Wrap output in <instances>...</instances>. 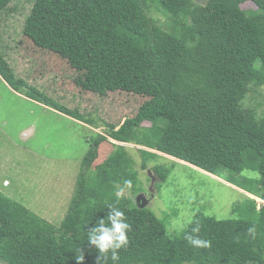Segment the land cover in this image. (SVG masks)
Wrapping results in <instances>:
<instances>
[{
  "label": "trees",
  "instance_id": "trees-1",
  "mask_svg": "<svg viewBox=\"0 0 264 264\" xmlns=\"http://www.w3.org/2000/svg\"><path fill=\"white\" fill-rule=\"evenodd\" d=\"M245 1L253 8H240ZM18 2L25 11L21 35L64 60L79 93L103 101L124 93L141 101L125 114L114 105L103 111L107 135H97L83 158L58 226L0 193V262L78 264L80 258L79 264H98L88 230L106 219L107 206L113 205L131 229L116 264H264V117L243 106L251 87L264 85V0H0V14L10 17ZM153 12L165 23L160 25ZM0 49L5 54L0 53V77L10 89L95 125L89 114L65 103L60 87L48 94L18 76L5 46ZM109 139L143 147L138 150L143 169L146 157L159 152L209 175L225 173L227 182L263 204L257 209L255 200L246 198L234 206L241 213L237 220H218L199 210L181 233L172 234L168 227L178 209L158 218L117 191L118 184L127 187L125 181L132 182L134 194L142 188L124 146ZM102 145L101 164L92 166ZM152 171L159 178L155 184L168 179L160 165ZM246 171L260 178L238 179ZM197 224L198 235L211 247L194 248L184 239ZM110 255L107 264H113Z\"/></svg>",
  "mask_w": 264,
  "mask_h": 264
},
{
  "label": "rangeland",
  "instance_id": "rangeland-1",
  "mask_svg": "<svg viewBox=\"0 0 264 264\" xmlns=\"http://www.w3.org/2000/svg\"><path fill=\"white\" fill-rule=\"evenodd\" d=\"M193 1L204 4L206 0ZM239 6L243 10L253 8L247 1ZM4 14H0V47L5 46L8 61L15 73L30 84L43 86L48 94L53 87H60L68 106L78 108L82 114H89L95 120V125L90 126L66 117L14 92L0 77V193L46 222L58 226L76 190L83 158L97 135H107L104 123L100 121V118H105L103 111L114 105L120 114H125L136 109L141 99L124 93H112L103 101L91 94L79 93L67 63L56 54L41 51L21 35L25 11L19 2L10 17ZM153 16L160 25L165 23V18L160 14L154 13ZM12 24L14 28L11 30ZM0 53L5 55L1 49ZM243 106L264 117V85L251 87ZM124 118L125 115L121 117V122ZM109 141L124 146L137 172V186L142 188V191L134 194L128 187L118 184L117 191L123 189V194L139 206L145 204L158 218H163L174 207L178 209L179 217L172 218L173 227H168L172 234L181 233L199 210L218 220H237L241 213L234 206L243 204L246 198L254 199L257 209L263 204L259 196L255 197L240 186L227 182L225 173L220 177L209 175L146 147V151L159 155L147 156V169H143V158H140L138 151L143 147L112 139ZM104 149L102 145L92 166L101 164L103 157H100V151ZM155 165L169 172L168 179L163 183L155 184L159 181L152 171ZM256 174L246 171L237 177L241 179L245 176L251 181L257 179ZM252 185L261 192L258 181L252 182ZM139 196H142L140 202Z\"/></svg>",
  "mask_w": 264,
  "mask_h": 264
},
{
  "label": "clouds",
  "instance_id": "clouds-1",
  "mask_svg": "<svg viewBox=\"0 0 264 264\" xmlns=\"http://www.w3.org/2000/svg\"><path fill=\"white\" fill-rule=\"evenodd\" d=\"M256 178L259 179L258 174H256ZM125 185L130 189L132 182L125 181ZM120 195H123V189H121ZM107 207L108 213L106 219H98V222L88 230V242L90 245L95 246L99 252V256L97 257L98 264L100 261L107 264L109 253L111 254L110 259L113 261V264H116L120 258L119 250L126 248L129 243L127 233L131 229L124 212L113 205H108ZM191 222V220L188 221V223ZM254 231V228L248 229L249 234H253ZM199 232L200 227L197 224L196 227L191 229V233L185 234L184 239L194 248L206 249L211 247V241L200 238ZM80 261L81 259L78 258V264Z\"/></svg>",
  "mask_w": 264,
  "mask_h": 264
},
{
  "label": "water",
  "instance_id": "water-1",
  "mask_svg": "<svg viewBox=\"0 0 264 264\" xmlns=\"http://www.w3.org/2000/svg\"><path fill=\"white\" fill-rule=\"evenodd\" d=\"M141 197H142V196H139V197H138V202H140V200H139V199H140ZM143 207H145V204H144V205H142V206H140V208H143Z\"/></svg>",
  "mask_w": 264,
  "mask_h": 264
}]
</instances>
